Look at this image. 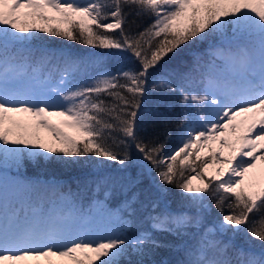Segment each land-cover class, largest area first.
<instances>
[{
	"label": "snow or ice",
	"instance_id": "snow-or-ice-1",
	"mask_svg": "<svg viewBox=\"0 0 264 264\" xmlns=\"http://www.w3.org/2000/svg\"><path fill=\"white\" fill-rule=\"evenodd\" d=\"M10 168L0 264H264V0H0V181Z\"/></svg>",
	"mask_w": 264,
	"mask_h": 264
},
{
	"label": "trees",
	"instance_id": "trees-1",
	"mask_svg": "<svg viewBox=\"0 0 264 264\" xmlns=\"http://www.w3.org/2000/svg\"><path fill=\"white\" fill-rule=\"evenodd\" d=\"M148 22L149 21L147 19H139L138 18L136 20L137 24H141V30H142V27L146 26ZM130 26L133 30H136L135 24H131V22H130ZM49 45L53 48H55V47H67V48H70L74 52H77V53H88V52L92 51V49L86 48V47H84L80 44H77L75 42L55 40V41H49ZM207 47H208V45L206 43H197V44H193L190 48H185L184 52L181 54L180 58H173V60L169 61V67H177L178 60H181L182 63H190L194 54L204 52L207 49ZM114 64H115V61L109 60V62H108L109 67L114 66ZM166 114L170 120L169 132L171 133V139L166 141V148L171 149L172 146H174L175 143L177 142L176 138L178 135V130L175 127V124L181 118V109L179 107V104L177 103L176 106L171 111L167 112ZM161 139L163 140L164 137L161 136ZM0 171H2V170H0ZM135 171H136V169L133 168L132 169L133 174H135ZM31 173H33L37 176H42L44 178H46L47 176L53 175V174L56 176H60L61 178H59V179L62 180V182H65L66 184L71 185L73 190H75L76 183L78 181H82L85 178H88V179L95 178L94 173H91L88 170L81 171L79 169L67 171V170H62L59 168H49L47 170H41L38 172V171L32 169L31 167H29V170L26 174H31ZM9 174H18V173H17V170L12 169V168L8 169L6 172L3 173L4 176H7ZM100 174L111 176L114 179L124 175V173L120 171L119 166L116 165L115 163H111V164L107 165L101 171ZM32 176L33 175H31L30 177H32ZM145 183H147V181H145ZM95 198H102V196H99V194L95 193V192H84V193H82V201L84 203H88L90 200L95 199ZM6 199H8L9 202L8 203L5 202V204H8L9 205L8 207L11 209L12 205L15 204L16 201L13 200L14 198L7 197ZM114 203L115 202H113V204ZM161 258L168 259L171 261H176V260L182 259L183 257H182L181 253L170 250V251L165 252V253L159 252L158 255L155 257V259H158V260Z\"/></svg>",
	"mask_w": 264,
	"mask_h": 264
},
{
	"label": "rangeland",
	"instance_id": "rangeland-1",
	"mask_svg": "<svg viewBox=\"0 0 264 264\" xmlns=\"http://www.w3.org/2000/svg\"><path fill=\"white\" fill-rule=\"evenodd\" d=\"M176 144H177V142L175 143L174 146H172V148L175 147ZM259 163L260 162H258V166H259ZM153 175H155V173H153ZM50 177H52V176H50ZM48 178H49V176H47V178H45V179L33 178V177H29V176L27 177V179L32 180V181H36V180H39L41 182H44V181H49V182L59 181L60 183H65V182H62V180L57 179V178L53 179V180H49ZM194 183H197V181H194ZM172 190L174 192H176L175 189H172ZM5 191H7L8 193H5ZM0 193H2L3 197L5 196L7 198V197L10 196V198H14L13 200H15L14 188H13V185L11 184V181L9 183H7V182L2 183L0 181ZM0 205H1V203H0ZM227 211H228L227 208H225V212H227ZM219 215H220V213L218 212V210H216L214 207H212V209H211V217H218ZM163 238L168 239V240H173L174 239L171 236H166V237H163ZM168 251H170V249H163V250H160L159 252L165 253V252H168Z\"/></svg>",
	"mask_w": 264,
	"mask_h": 264
}]
</instances>
